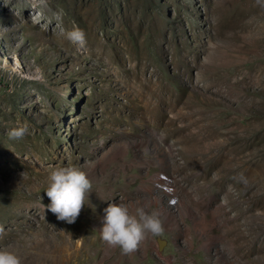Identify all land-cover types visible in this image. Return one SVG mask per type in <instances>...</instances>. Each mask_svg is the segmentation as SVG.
<instances>
[{
    "label": "rangeland",
    "instance_id": "rangeland-1",
    "mask_svg": "<svg viewBox=\"0 0 264 264\" xmlns=\"http://www.w3.org/2000/svg\"><path fill=\"white\" fill-rule=\"evenodd\" d=\"M61 166L92 183L71 224L44 212ZM109 203L162 234L108 246ZM0 229L22 264H264V7L0 0Z\"/></svg>",
    "mask_w": 264,
    "mask_h": 264
},
{
    "label": "clouds",
    "instance_id": "clouds-1",
    "mask_svg": "<svg viewBox=\"0 0 264 264\" xmlns=\"http://www.w3.org/2000/svg\"><path fill=\"white\" fill-rule=\"evenodd\" d=\"M264 7V0H257ZM71 43L83 47L85 34L79 28L61 33ZM26 129L17 128L10 132L15 139L22 138ZM92 183L87 174L74 166L53 168L48 175V186L45 194L50 203L45 209L58 220L74 223L85 205V198L91 192ZM146 205L130 211L126 204L109 203L104 209L102 225L99 228L100 238L110 247H118L124 254L135 252L149 236H159L163 232L159 213L146 211ZM2 231V229H0ZM0 264H22L20 255L9 248H0Z\"/></svg>",
    "mask_w": 264,
    "mask_h": 264
},
{
    "label": "water",
    "instance_id": "water-1",
    "mask_svg": "<svg viewBox=\"0 0 264 264\" xmlns=\"http://www.w3.org/2000/svg\"><path fill=\"white\" fill-rule=\"evenodd\" d=\"M165 244H166V242H162V243H160V248H161V250H162V248L164 247Z\"/></svg>",
    "mask_w": 264,
    "mask_h": 264
},
{
    "label": "bare ground",
    "instance_id": "bare-ground-1",
    "mask_svg": "<svg viewBox=\"0 0 264 264\" xmlns=\"http://www.w3.org/2000/svg\"><path fill=\"white\" fill-rule=\"evenodd\" d=\"M189 263V262H188Z\"/></svg>",
    "mask_w": 264,
    "mask_h": 264
}]
</instances>
